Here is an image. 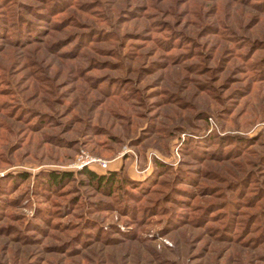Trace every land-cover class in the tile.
Returning <instances> with one entry per match:
<instances>
[{"label":"rangeland","instance_id":"rangeland-1","mask_svg":"<svg viewBox=\"0 0 264 264\" xmlns=\"http://www.w3.org/2000/svg\"><path fill=\"white\" fill-rule=\"evenodd\" d=\"M0 264H264V0H0Z\"/></svg>","mask_w":264,"mask_h":264},{"label":"trees","instance_id":"trees-1","mask_svg":"<svg viewBox=\"0 0 264 264\" xmlns=\"http://www.w3.org/2000/svg\"><path fill=\"white\" fill-rule=\"evenodd\" d=\"M84 174L88 175L91 179L92 182L99 183L100 185L104 184H110L113 183V181L118 178V173L117 172H110L108 174H103L100 175L94 171H91L89 169H85ZM63 177H65V174H51L49 176V181L53 182V184H60L61 181L63 180Z\"/></svg>","mask_w":264,"mask_h":264},{"label":"built area","instance_id":"built-area-1","mask_svg":"<svg viewBox=\"0 0 264 264\" xmlns=\"http://www.w3.org/2000/svg\"><path fill=\"white\" fill-rule=\"evenodd\" d=\"M92 161H96V159H92L89 162H92ZM99 162H100V165H101L102 168H105L106 169L108 167V164L105 161H100L99 160Z\"/></svg>","mask_w":264,"mask_h":264}]
</instances>
